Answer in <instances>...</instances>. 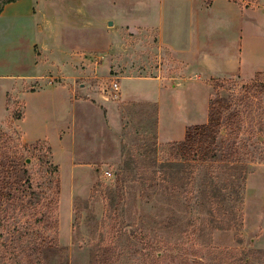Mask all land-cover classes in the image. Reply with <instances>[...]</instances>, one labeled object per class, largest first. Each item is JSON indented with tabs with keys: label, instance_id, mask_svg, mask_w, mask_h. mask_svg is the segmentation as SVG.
<instances>
[{
	"label": "rangeland",
	"instance_id": "obj_1",
	"mask_svg": "<svg viewBox=\"0 0 264 264\" xmlns=\"http://www.w3.org/2000/svg\"><path fill=\"white\" fill-rule=\"evenodd\" d=\"M16 1L24 26L7 70L24 67L40 26L29 52L44 77L0 83V264H264V75L203 79L164 61L157 74L179 86L161 96L162 123L202 124L211 97L227 104L223 158L192 160L158 138L154 104L122 101L120 85L102 92L156 74L152 40L124 27L148 17L147 0H0V13ZM47 84L68 85L72 105L60 92L28 96L29 138L45 135L28 142L23 93Z\"/></svg>",
	"mask_w": 264,
	"mask_h": 264
},
{
	"label": "crops",
	"instance_id": "obj_2",
	"mask_svg": "<svg viewBox=\"0 0 264 264\" xmlns=\"http://www.w3.org/2000/svg\"><path fill=\"white\" fill-rule=\"evenodd\" d=\"M254 1L256 5L253 8L240 5L236 0H147L148 17L140 23L124 24L127 32L140 31L152 40L150 46L155 49V64L151 61L146 70L150 69L156 74L129 73L121 76L120 98L132 104L143 101L154 104L158 138L183 140L186 128L192 125L188 121H174V116L162 123L161 96L166 89H169L168 94H172L179 86L157 74L161 66L166 65L164 61L180 63L184 71L191 75L199 71L203 79L251 77L257 72H264V0ZM16 3L5 4L0 13V83L19 78L31 79L33 83L34 79L44 77L41 72L44 64L39 61L38 55L35 58L29 52L30 45L41 44L40 26L37 30L32 28L27 39L25 69L18 68L14 72L6 67L10 64L7 59L17 58L19 30L24 26L22 17L20 19L15 11ZM56 85L47 84L39 90L23 93L20 128L28 142L45 137L39 134L29 138L31 127H27L25 121L32 105L27 102L28 96L37 95L43 90L52 95L60 92L61 96L57 99L65 101L64 110L69 113L67 109L72 105L69 86ZM186 109L189 112V108ZM188 117L192 116L188 113Z\"/></svg>",
	"mask_w": 264,
	"mask_h": 264
},
{
	"label": "trees",
	"instance_id": "obj_3",
	"mask_svg": "<svg viewBox=\"0 0 264 264\" xmlns=\"http://www.w3.org/2000/svg\"><path fill=\"white\" fill-rule=\"evenodd\" d=\"M11 1V0H9ZM258 75H264V72H257ZM227 104L220 95L211 97L208 103L207 120L205 123L190 125L186 128L185 136L183 140L173 142L172 145L175 148H186L189 155L192 154V160L194 157L204 160L206 158H218L222 155H218L217 151L220 149L217 147V137L219 134V126L221 124V118L223 111ZM223 158V157H222ZM237 167L235 165L233 168ZM58 187V182L56 184ZM208 186L204 185L203 192L206 191ZM223 188L220 186L219 188ZM58 191L55 192V197L51 200L53 214L58 210ZM56 236V233H55Z\"/></svg>",
	"mask_w": 264,
	"mask_h": 264
},
{
	"label": "built area",
	"instance_id": "obj_4",
	"mask_svg": "<svg viewBox=\"0 0 264 264\" xmlns=\"http://www.w3.org/2000/svg\"><path fill=\"white\" fill-rule=\"evenodd\" d=\"M119 90V84L116 81H113L110 85V88H103L102 92L105 94L108 93V95L113 96V94H116ZM105 174L110 175L111 173L109 171H105Z\"/></svg>",
	"mask_w": 264,
	"mask_h": 264
},
{
	"label": "water",
	"instance_id": "obj_5",
	"mask_svg": "<svg viewBox=\"0 0 264 264\" xmlns=\"http://www.w3.org/2000/svg\"><path fill=\"white\" fill-rule=\"evenodd\" d=\"M109 24H112L111 21H109Z\"/></svg>",
	"mask_w": 264,
	"mask_h": 264
}]
</instances>
